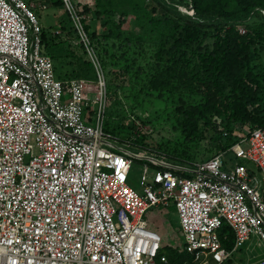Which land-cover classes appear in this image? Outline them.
Listing matches in <instances>:
<instances>
[{
  "label": "built area",
  "instance_id": "1",
  "mask_svg": "<svg viewBox=\"0 0 264 264\" xmlns=\"http://www.w3.org/2000/svg\"><path fill=\"white\" fill-rule=\"evenodd\" d=\"M188 1L172 5L188 14ZM61 3L94 80L58 79L35 5L0 0V264L167 263L145 215L170 203L195 264H235L252 235L264 247V124L246 125L230 148L191 166L150 156L136 191L128 178L141 157L105 130V72L76 4ZM223 226L234 236L230 249Z\"/></svg>",
  "mask_w": 264,
  "mask_h": 264
},
{
  "label": "trees",
  "instance_id": "2",
  "mask_svg": "<svg viewBox=\"0 0 264 264\" xmlns=\"http://www.w3.org/2000/svg\"><path fill=\"white\" fill-rule=\"evenodd\" d=\"M170 2L187 5L189 1ZM190 2L192 7L185 14L165 0H94L92 6L87 5V13L95 18L103 16V23H110L114 28L101 37L90 30L88 24L84 27L101 63L103 53L108 50L104 41L123 34L121 22H113V15L135 16L141 33L128 38L149 39L156 45L154 57L158 69L149 87L159 93L181 90L197 99L196 103H187L179 98L177 124L188 140L208 138L212 142L210 149L218 152L236 143L237 133L246 125L264 124V59L261 57L264 14L258 10L264 9V0ZM238 25L244 26V33L239 31ZM43 39L44 43L49 39L45 29ZM78 63L81 65L73 68L74 77L89 79L88 70L93 66L90 58L87 68L82 61ZM105 130L110 131L107 120ZM170 207L176 212L173 204ZM223 232H227V238H222V242L230 249L234 243L233 233L226 226L221 228ZM182 245V242L176 246L164 244L161 252L168 262L158 263H195Z\"/></svg>",
  "mask_w": 264,
  "mask_h": 264
},
{
  "label": "rangeland",
  "instance_id": "3",
  "mask_svg": "<svg viewBox=\"0 0 264 264\" xmlns=\"http://www.w3.org/2000/svg\"><path fill=\"white\" fill-rule=\"evenodd\" d=\"M60 1L36 0L35 12L49 38L45 42V49L53 56L55 75L58 79H64L65 73L60 72L63 71V62L68 65L70 61L73 72L74 67L81 65L78 63L79 60L87 68L89 55L70 14L65 11ZM72 1L76 4V10L82 17L84 25L88 24L90 30H94L97 35L102 37L110 28H114L110 23L106 25L103 23V16L95 18L87 13V0ZM156 17L160 18V15L157 14ZM112 21L117 24L121 22L123 34L119 38L111 37L104 41L108 49L104 47L107 52L103 53L101 60L108 94L105 121L107 120L110 127L108 133L113 144L132 156L135 154L141 157L136 158L132 164L128 178L129 185L140 192L143 164L149 162L150 156H163L172 165L191 166L197 160L207 159L217 152L210 149L212 142L208 138L188 140L177 124L176 107L179 102L181 103L179 98H183V102L187 103H196L197 99L188 97L181 90L159 93L149 87V81L158 69L157 59L154 57L156 45L149 39L138 41L135 38H128L141 33L135 16L130 14L120 17L115 14ZM238 29L242 31L244 26L238 25ZM261 57L264 59V51L261 52ZM88 73L89 79L94 80L92 65ZM175 156L183 160L176 159ZM245 163L252 168L255 167L252 162ZM149 172H152L150 166ZM170 204L169 207L154 206L145 216L151 226L161 234L163 245L176 246L181 244L182 235L177 214L171 209ZM260 257H264V247L260 245L256 236L252 235L242 248L233 254V263L244 264Z\"/></svg>",
  "mask_w": 264,
  "mask_h": 264
},
{
  "label": "crops",
  "instance_id": "4",
  "mask_svg": "<svg viewBox=\"0 0 264 264\" xmlns=\"http://www.w3.org/2000/svg\"><path fill=\"white\" fill-rule=\"evenodd\" d=\"M30 3L32 4H36V0H29ZM44 2L47 1V2H50V0H43ZM94 0H87V5L90 6L91 4H93ZM62 4V3H61ZM59 27V26H58ZM72 65L70 63V61L68 62V65H66V63L63 62V71H60L62 73H65L63 76L64 79L66 78H70V77H74V74L72 72V69H71ZM169 207V206H167Z\"/></svg>",
  "mask_w": 264,
  "mask_h": 264
}]
</instances>
